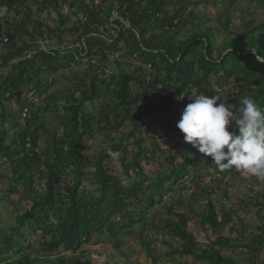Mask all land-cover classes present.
<instances>
[{
	"label": "trees",
	"instance_id": "trees-1",
	"mask_svg": "<svg viewBox=\"0 0 264 264\" xmlns=\"http://www.w3.org/2000/svg\"><path fill=\"white\" fill-rule=\"evenodd\" d=\"M93 2L0 0V77L4 76L0 78V116L8 117L10 114L6 111L5 103L16 101L20 104L23 94L28 98L31 92L38 96V101H43L40 104L32 103L30 106L35 107L34 110L30 109L29 115L24 118H20L19 108V118H14L15 129L10 134L8 130L0 128V151L10 161L13 185L24 187L29 193L27 200L31 202L28 209L14 217L12 230L20 231L21 237L13 240L12 232L4 236L5 240L1 242L4 247L0 246V264H93L89 261L81 263L80 258L75 257L83 245L103 233L104 238H115L119 232L140 223L143 212L154 207L184 177L192 176V166L198 167L197 154L190 155L193 147L184 141L183 134L180 141H170L171 134L179 129L176 120L168 114L180 118L186 104L191 102L188 96L191 92L193 96H214L211 77H216V82L225 78L232 83L231 110L236 117L240 114L238 108L243 106L242 98L246 96L264 108V63L256 59L257 55L264 58V24L252 26L249 31L236 33L233 38L215 45L216 28L202 26L201 22L177 39L188 18H195L193 11L187 13L188 6L192 4L190 0ZM67 3L71 9L76 8L75 13L85 15L91 23L79 20L76 29L80 34L74 40L78 44V51L68 48L69 42L62 41L59 27L50 28L42 18L45 11L53 9L58 13L59 25H64L69 18L61 14L60 8ZM227 21L223 24L226 25ZM251 23L247 22L246 26ZM104 24L113 30L107 36L106 30H100ZM44 30L49 32L46 44L54 43L57 48H40L39 39L34 35L40 31L42 38ZM2 35L8 38L4 44L1 42ZM214 52L217 53L216 57L213 56ZM27 54L30 56H25ZM115 54L118 56L111 64L110 56ZM77 56L88 59L87 78L76 73L78 83L66 92L67 95L52 93L40 98L52 83L41 77L43 69L56 73L68 67ZM94 57L99 59L97 63L91 62ZM128 57L139 64L132 65L133 62L126 59ZM125 61L128 70L122 67ZM152 71L153 74H150ZM133 88L135 92H132ZM104 92L115 101L107 106L111 108L110 115L109 112L100 111L101 108L98 112L93 109V103ZM181 94L182 98H178ZM62 99L65 101L62 110L67 118L58 136L55 130L46 128L41 111H48L51 107L57 111L54 101ZM50 103L53 105L50 106ZM147 103L151 106L146 107ZM141 111L156 120L160 127H163L164 121L173 122L174 126L166 128L162 134H149L144 141L140 137L143 130V124L139 121ZM127 121L131 123L130 130L119 132ZM106 126L107 132L112 130L115 134H108L110 143L89 160L82 153L84 137ZM41 129L50 134L52 145L46 150H38ZM229 130H234V123ZM130 137H133L135 148L127 162L126 141ZM180 146L183 152L177 162L174 149ZM169 150L172 154L165 157V160H169L168 166L156 171L154 177L146 175L142 162L159 163L160 158L156 157ZM116 155L119 156L124 179L109 173L104 166V159ZM205 161L213 173L221 175L220 181L228 174L229 170L221 171L211 157ZM92 166L94 179L90 186L98 194L96 196L88 194L85 189L90 180L87 168ZM197 176L201 174L197 173ZM15 187L9 188L8 193L15 192ZM260 194L263 200L256 201L261 207L258 214L264 207V191ZM166 209L176 218L168 227L171 235L180 242L179 255L205 264H239L221 252L223 248L232 249L242 244L238 239L220 234L236 212L219 215L215 203L207 198L199 219L217 236L202 245L187 228V215L184 212L174 213L171 207ZM190 209L192 212V207ZM260 215L264 220V213ZM234 229L230 226V230ZM29 232H39L41 236L30 242L27 240ZM155 242L163 240L153 234L142 238V246L148 255L154 256ZM247 245L257 264H264V261H259V255L264 251V223L258 226V234H250ZM13 248H17V251H13ZM31 249L45 253L44 261L28 254L13 257L17 252ZM55 253L57 256L54 260L51 255L53 257Z\"/></svg>",
	"mask_w": 264,
	"mask_h": 264
},
{
	"label": "rangeland",
	"instance_id": "rangeland-1",
	"mask_svg": "<svg viewBox=\"0 0 264 264\" xmlns=\"http://www.w3.org/2000/svg\"><path fill=\"white\" fill-rule=\"evenodd\" d=\"M89 2V0H85ZM100 0H94V4L98 3ZM190 4L187 8V13L193 11L195 18L191 16L188 18V23L182 29L181 34L177 39L182 38L185 32L189 29H193L197 22H201L202 26L211 25L216 28L215 34V45L219 44L222 40L233 38L236 33H244L249 31L252 26H257L259 24H264V0H190ZM35 9V7H34ZM76 8L72 9L67 4H63L60 8L61 14L68 16V21L64 25H59L58 13L50 9V11H45L42 14L43 21L50 26V28L55 29L59 27L61 30V39L64 42L68 43V48L76 49L78 44H75L74 40L80 34L79 30L77 31L76 27L79 25V20L81 22L88 23L91 25L90 20L83 14L75 13ZM227 13V15L225 14ZM76 14V15H75ZM113 18V17H111ZM111 20V19H110ZM227 21V24L224 25L223 22ZM192 21V22H191ZM252 21L249 26H246V23ZM76 29V30H75ZM101 31L106 30V36L113 32V30L107 28V25L104 24L100 27ZM49 32L44 30L43 37L40 38V31H36L35 37L39 39L40 48L43 50L50 48H57V45L54 43L46 44V35ZM257 33V32H255ZM55 34V33H54ZM74 42V43H72ZM84 44V42H83ZM72 45V46H70ZM32 52H35L33 50ZM32 52L30 54H32ZM122 52V51H121ZM27 54L25 56H30ZM119 54V53H118ZM115 54L110 56L111 64H113V59L118 56ZM217 53L214 52L213 56L216 57ZM24 56V57H25ZM133 64L138 65L135 59L130 57L126 58ZM87 58H78L75 57L70 61L68 67L58 70L56 73H51L50 70L43 69L41 73L42 78L51 80V85L46 89L44 95L39 96L40 98H46L52 93L67 95L66 92L71 91V87L78 83L76 79V73H80L82 76L87 78L86 73H88V62ZM90 60V58H89ZM99 59L97 57L92 58V63H97ZM125 60V59H124ZM123 60V62H124ZM66 61H62L65 63ZM113 66V65H112ZM125 70H128L127 61L122 65ZM153 74V71L150 73ZM1 78V77H0ZM4 76L1 78L3 79ZM89 78L86 80L88 83ZM212 87L215 95H219L226 100L229 109L233 107L232 97L230 94L233 91L232 83L225 80V78H220L216 82V77H211ZM136 90L133 88L132 92ZM164 93V92H163ZM31 92L28 94L30 95ZM193 96V92L190 93ZM182 97V94L179 96ZM152 97L151 99H153ZM150 99V100H151ZM190 99V98H189ZM188 99V100H189ZM22 103L16 101H9L5 103V108L8 114V117L2 118L0 116V128L8 130L9 134L15 129L13 127V121L16 116L19 115V108L22 107L24 103L27 102L25 94L21 95ZM43 103L39 99L38 104ZM45 102V100H44ZM110 102L114 103V98L104 92L94 103L93 109L95 112L103 110V112H111V108L107 106ZM65 101L59 100L54 101V105H57L58 110L53 111H41L43 123L45 124L48 130H55L58 136L61 135V129L63 123L67 118V114L63 112L62 105ZM149 103V102H148ZM146 105L151 106L150 104ZM53 103H50L52 106ZM145 107V108H146ZM35 108V107H34ZM31 108V110H34ZM242 107H239L238 110L241 112ZM1 111V109H0ZM146 116V115H145ZM174 120H179L180 118L168 114ZM13 117V118H12ZM19 118V116H18ZM147 123L143 125L142 134L140 137L145 141L149 134H162L164 130L168 127H173V122H165L163 127L159 126V123L156 120L151 119V117L146 116ZM139 122V121H138ZM150 122V123H149ZM175 122V121H174ZM114 123V121H112ZM230 126V125H229ZM131 128L130 122H125L124 126L120 129L119 132H128ZM106 126L105 129H100L92 133L91 136L86 135L84 137V142L82 145V153L91 160L93 156H97L101 150H103L108 143H110L109 135H114V131L109 130ZM40 139L38 141V150H46L51 146L50 134L45 132V130H39ZM109 134V135H108ZM176 134V133H174ZM174 134H171L172 139L174 140ZM135 136H138L135 133ZM170 141H173V140ZM128 159L134 151L133 137H130L128 141ZM174 154H177L176 161L179 162V155L183 152V148L180 146L174 149ZM196 152L197 158L199 161L198 167H191L192 174L188 175L181 180L177 186H174L171 192L165 194L164 197H161V200L154 205L149 210H146L141 214L143 217L140 223L135 224L129 228L124 229L119 232L118 235L114 238L103 237L104 233L98 235L92 242H89L83 245L75 254V257L80 258V262H91L93 264H205L201 261H197L189 256H181L177 253V250L180 246V242L174 236L171 235L168 224L176 220L175 216L170 214L167 211V207H171L173 212L182 213L184 212L188 217V225L192 234H194L196 241L202 245H206L210 240H214L217 236L207 225H202L199 219L200 213L204 209L205 202L207 198H210L213 203L216 205V209L221 215L223 212H236L231 215V222L229 225L223 227L220 230L221 235L228 236L231 239H238L242 242L241 246L235 247L232 249L223 248L221 250L222 254L229 256L234 259L239 264H257V260L251 256L252 252L250 251L247 241H249L250 234H258V226L263 225L264 220L261 218L260 214L264 213V207L260 214V205L256 204V201L263 200L260 193L264 191V179H259L256 176L247 174L242 171L235 170L234 166L229 169L225 178L220 181L221 175L213 173V169L205 159L203 154L199 153L196 149L190 151V155H194ZM172 154V151L169 150L166 153L158 155L156 158H160L157 162L151 161L150 163L142 162V166L146 175L150 177L155 176V172L158 170L167 167L169 160H165L166 156ZM130 158V159H129ZM104 166L106 167L109 173L118 176L120 179L125 178L122 167L119 164V156H113L111 158H106L103 160ZM89 172V182L86 183L85 189L88 194L98 195L93 191V188L90 186V183L94 179L93 166L87 168ZM197 173L201 176H197ZM133 175V172L129 173ZM11 179V165L10 161L3 156L0 151V246L4 247L2 240L5 235L9 233L13 234V240L19 239L20 231H13L14 226V217L18 213H23L30 206L31 202L27 198L29 193L21 185L15 187ZM94 186H97L95 184ZM15 187L16 191L8 193V189ZM192 207V212L190 211ZM234 210V211H233ZM230 226L234 227V230H230ZM153 234L157 238H161L163 242H155L153 244L154 256L148 255L145 248L142 246V238ZM41 236V233L29 232L27 234V240L34 242V240ZM115 244H118L119 247H116ZM13 251H17V248H13ZM59 252V251H58ZM62 251L60 250V253ZM28 254L30 257L35 258V256L41 258L40 260L44 261L46 257L43 252H36L35 250H23L14 254V258H19L20 255ZM69 254V253H65ZM55 255H51V258L55 260ZM50 257V256H48ZM259 261H264V251L259 255Z\"/></svg>",
	"mask_w": 264,
	"mask_h": 264
},
{
	"label": "clouds",
	"instance_id": "clouds-1",
	"mask_svg": "<svg viewBox=\"0 0 264 264\" xmlns=\"http://www.w3.org/2000/svg\"><path fill=\"white\" fill-rule=\"evenodd\" d=\"M256 59L264 63L260 55ZM188 96L191 102L186 104L176 124L184 141L205 157H211L221 171L234 166L237 171L264 179V108L246 96L236 117L219 93L211 97ZM26 105L27 102L21 110ZM233 123L234 130L230 131L229 125Z\"/></svg>",
	"mask_w": 264,
	"mask_h": 264
},
{
	"label": "built area",
	"instance_id": "built-area-1",
	"mask_svg": "<svg viewBox=\"0 0 264 264\" xmlns=\"http://www.w3.org/2000/svg\"><path fill=\"white\" fill-rule=\"evenodd\" d=\"M7 41H8L7 36L2 35V41H1L2 44L6 43ZM40 46H41V45H40ZM149 96H152V95L149 94ZM37 101H38V97H37V95L31 93V94L29 95V97L27 98V105L24 106V107L22 108V110H21L20 115H21L22 118H24V117H26V116L29 115V113H30V112H29V111H30V105H31L32 103H36ZM142 111H143V110H142ZM142 111L140 112L139 120H140L142 123L146 124V123H147V121H146V116H145V113H142ZM175 133H176V134H174V140H173V143L180 141L181 138H182V133H181L180 131H176ZM173 143H172V144H173Z\"/></svg>",
	"mask_w": 264,
	"mask_h": 264
},
{
	"label": "crops",
	"instance_id": "crops-1",
	"mask_svg": "<svg viewBox=\"0 0 264 264\" xmlns=\"http://www.w3.org/2000/svg\"><path fill=\"white\" fill-rule=\"evenodd\" d=\"M0 76H1V70H0Z\"/></svg>",
	"mask_w": 264,
	"mask_h": 264
}]
</instances>
